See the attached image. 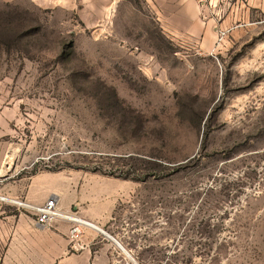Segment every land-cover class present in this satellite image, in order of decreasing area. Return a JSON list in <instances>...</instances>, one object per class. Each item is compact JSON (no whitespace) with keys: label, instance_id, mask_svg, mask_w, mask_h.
<instances>
[{"label":"rangeland","instance_id":"1","mask_svg":"<svg viewBox=\"0 0 264 264\" xmlns=\"http://www.w3.org/2000/svg\"><path fill=\"white\" fill-rule=\"evenodd\" d=\"M196 1L188 42L156 0H0V198L54 193L92 263L264 264V0Z\"/></svg>","mask_w":264,"mask_h":264},{"label":"crops","instance_id":"2","mask_svg":"<svg viewBox=\"0 0 264 264\" xmlns=\"http://www.w3.org/2000/svg\"><path fill=\"white\" fill-rule=\"evenodd\" d=\"M156 2L161 7L157 13L162 20L163 30L176 41L193 42L196 31L213 24V20L202 18V11L208 17L211 14L200 8L196 0ZM108 5L105 2L104 10ZM3 157L4 154H0V162ZM1 176L3 177V167H0V178ZM35 186L34 182L27 185L25 199L0 198V264H97L90 261L92 249L81 247L80 242L72 239L71 220L58 219L46 229L37 227L36 214L28 205L39 206L54 193L47 195L43 203H34L31 200V190ZM0 189L4 190L6 187ZM60 208L68 212L64 206ZM86 238L84 236V240Z\"/></svg>","mask_w":264,"mask_h":264},{"label":"built area","instance_id":"3","mask_svg":"<svg viewBox=\"0 0 264 264\" xmlns=\"http://www.w3.org/2000/svg\"><path fill=\"white\" fill-rule=\"evenodd\" d=\"M212 0H201L202 3H208ZM29 209L36 214V225L39 229H46L52 225V223L58 219H67L68 216L64 215L59 209V198L56 195H52L41 206L28 205ZM75 221V220H74ZM78 224L84 225L75 221ZM71 236L73 239H80L82 231L80 227H76L72 230Z\"/></svg>","mask_w":264,"mask_h":264},{"label":"bare ground","instance_id":"4","mask_svg":"<svg viewBox=\"0 0 264 264\" xmlns=\"http://www.w3.org/2000/svg\"><path fill=\"white\" fill-rule=\"evenodd\" d=\"M78 222L82 223V224H84L86 226H89L90 228H93V229L98 230L101 233L105 234V232L100 227H98V226H96V225H94L92 223L84 222V221H81V220H78ZM108 238L111 239L121 251H123L128 257L131 258L130 254L127 252L125 247L120 242H118L115 238L110 237L109 235H108Z\"/></svg>","mask_w":264,"mask_h":264}]
</instances>
